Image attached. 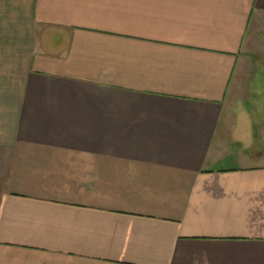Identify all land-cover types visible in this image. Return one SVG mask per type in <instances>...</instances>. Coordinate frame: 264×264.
<instances>
[{"label":"crops","instance_id":"1","mask_svg":"<svg viewBox=\"0 0 264 264\" xmlns=\"http://www.w3.org/2000/svg\"><path fill=\"white\" fill-rule=\"evenodd\" d=\"M263 18L0 0V264H264V149L230 109Z\"/></svg>","mask_w":264,"mask_h":264},{"label":"rangeland","instance_id":"2","mask_svg":"<svg viewBox=\"0 0 264 264\" xmlns=\"http://www.w3.org/2000/svg\"><path fill=\"white\" fill-rule=\"evenodd\" d=\"M242 64L236 69L232 82V112L245 113L242 119L249 123L257 147L264 149V18L257 25L254 37L243 52ZM241 162V161H240ZM238 164V162L236 161ZM227 161L219 167H231Z\"/></svg>","mask_w":264,"mask_h":264}]
</instances>
